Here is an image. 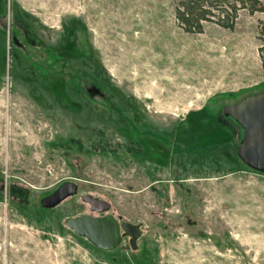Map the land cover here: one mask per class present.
<instances>
[{
    "label": "rangeland",
    "instance_id": "rangeland-1",
    "mask_svg": "<svg viewBox=\"0 0 264 264\" xmlns=\"http://www.w3.org/2000/svg\"><path fill=\"white\" fill-rule=\"evenodd\" d=\"M177 2L0 0V264H264V174L222 114L264 92V12L187 34ZM83 196L138 226L134 249L72 232Z\"/></svg>",
    "mask_w": 264,
    "mask_h": 264
},
{
    "label": "water",
    "instance_id": "water-1",
    "mask_svg": "<svg viewBox=\"0 0 264 264\" xmlns=\"http://www.w3.org/2000/svg\"><path fill=\"white\" fill-rule=\"evenodd\" d=\"M224 117L232 119L242 129L237 156L251 170L264 174V92L248 95L237 103L222 108ZM76 192L75 185L65 183L50 196L41 201L45 209L59 205ZM82 201L91 211L105 214L102 217L81 215L67 220L68 227L78 236L86 238L91 244L103 251H112L121 243L120 228L131 237V246L140 233L137 225L127 222L119 224L117 218L108 213L110 204L91 196H83Z\"/></svg>",
    "mask_w": 264,
    "mask_h": 264
},
{
    "label": "trees",
    "instance_id": "trees-1",
    "mask_svg": "<svg viewBox=\"0 0 264 264\" xmlns=\"http://www.w3.org/2000/svg\"><path fill=\"white\" fill-rule=\"evenodd\" d=\"M242 11L249 15L263 13L264 0H178L174 17L184 33L200 34L203 31V23L207 22L224 30L233 31ZM259 34L258 55L261 68L264 70V27Z\"/></svg>",
    "mask_w": 264,
    "mask_h": 264
},
{
    "label": "flooded vegetation",
    "instance_id": "flooded-vegetation-1",
    "mask_svg": "<svg viewBox=\"0 0 264 264\" xmlns=\"http://www.w3.org/2000/svg\"><path fill=\"white\" fill-rule=\"evenodd\" d=\"M226 119H230V118H228V117H225ZM64 184H62L61 186H63ZM60 186V187H61ZM59 187V188H60ZM58 188V189H59ZM57 189V190H58ZM11 192L13 193V194H22V193H26V191H24L23 190V188H17V187H15V186H13L11 189ZM56 190V191H57ZM51 195V194H50ZM49 195V196H50ZM72 196H74V194L72 195ZM72 196H70V197H72ZM69 198V197H68ZM62 203V202H61ZM60 205V204H59ZM58 206V205H57ZM57 206H55V207H53V208H49V209H47V210H51V209H54V208H56ZM89 210H90V212H91V214H81V215H89V216H93V217H102V216H105V214H98V213H96V212H94V211H91V208L89 207ZM81 215H79V216H81ZM76 217H78V216H76ZM76 217H72V218H76ZM118 220V222H119V224H121L122 223V221L121 220H119V219H117ZM66 224H67V220H66ZM68 226V225H67ZM73 232V231H72ZM122 234H125L123 237H121V243H120V245L117 247V248H119L122 244H123V242H124V240L125 239H128V244H129V246L132 248V246H131V237L127 234V233H125L124 232V230H122L121 228H120V235H122ZM77 235V234H76ZM82 238H84V237H82ZM86 239V238H85ZM91 244V243H90ZM93 245V244H92ZM94 246V245H93ZM95 247V246H94ZM96 249H98L97 247H95ZM116 248V249H117ZM116 249H114V250H116ZM98 250H100V249H98ZM100 251H103V250H100ZM113 251V250H112ZM106 252H108V251H106Z\"/></svg>",
    "mask_w": 264,
    "mask_h": 264
}]
</instances>
